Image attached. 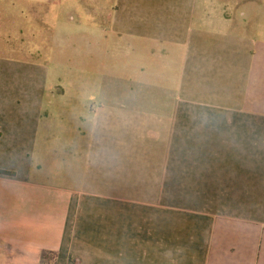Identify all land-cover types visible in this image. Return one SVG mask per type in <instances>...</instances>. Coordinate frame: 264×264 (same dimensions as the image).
Instances as JSON below:
<instances>
[{
	"label": "crops",
	"instance_id": "0c3cea01",
	"mask_svg": "<svg viewBox=\"0 0 264 264\" xmlns=\"http://www.w3.org/2000/svg\"><path fill=\"white\" fill-rule=\"evenodd\" d=\"M11 2L0 15L106 13ZM108 13L118 45L179 54L178 83L131 87L96 66L57 92L36 59L0 54V264H264V0H114ZM117 213L139 227L110 231Z\"/></svg>",
	"mask_w": 264,
	"mask_h": 264
},
{
	"label": "rangeland",
	"instance_id": "374dc122",
	"mask_svg": "<svg viewBox=\"0 0 264 264\" xmlns=\"http://www.w3.org/2000/svg\"><path fill=\"white\" fill-rule=\"evenodd\" d=\"M113 3L114 0H97L98 7L105 8V15L87 13L91 9L89 8L91 2L86 3L87 9L83 8L80 11L65 2L63 8H58L60 12L52 15L46 11L49 6L36 5V9L33 10L34 6L30 8L20 3L21 9L26 8V11L33 10V12H28L25 16L0 15L3 20L0 28L2 35L0 54L4 55L5 59L11 60H22L27 57L36 59L39 65L46 67L49 72V89L57 92L61 89H74L78 78L84 85L90 84L96 66L98 74H105L106 67H110V70L116 73L124 69L123 71L130 73L132 77L131 83L128 84L131 87L175 88L181 75L182 61L179 54L172 53L168 56L158 49L147 54L137 46H120L118 39L105 33V27L110 19L107 12L111 10ZM0 7L5 10L13 6L11 0H0ZM45 18L52 23L51 28L45 29L40 23V20ZM95 39L100 41V46L92 43ZM107 39L113 42L109 47L105 42ZM57 96L60 97L58 94ZM59 97L54 98L53 104L60 103L62 99ZM48 101L50 100L47 99ZM94 212L95 231L102 234L105 227V208L98 206ZM130 217L128 214L118 213L107 216L110 231L114 224L119 235L124 234L125 231L129 232L128 234L133 233L139 227V223H135ZM82 257L80 259L84 261L74 260L72 263L92 264L94 261L90 256ZM68 259L63 258L58 262L53 254H44L41 263L69 264ZM100 264L108 263L101 261Z\"/></svg>",
	"mask_w": 264,
	"mask_h": 264
},
{
	"label": "trees",
	"instance_id": "16d2710c",
	"mask_svg": "<svg viewBox=\"0 0 264 264\" xmlns=\"http://www.w3.org/2000/svg\"><path fill=\"white\" fill-rule=\"evenodd\" d=\"M0 174H2V175H12V173L7 172V171H0Z\"/></svg>",
	"mask_w": 264,
	"mask_h": 264
}]
</instances>
